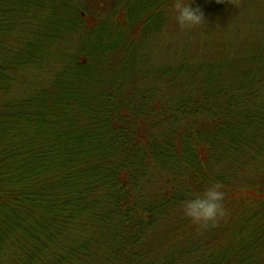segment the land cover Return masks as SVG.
<instances>
[{
	"label": "trees",
	"instance_id": "16d2710c",
	"mask_svg": "<svg viewBox=\"0 0 264 264\" xmlns=\"http://www.w3.org/2000/svg\"><path fill=\"white\" fill-rule=\"evenodd\" d=\"M193 6L0 0V264H264V0Z\"/></svg>",
	"mask_w": 264,
	"mask_h": 264
},
{
	"label": "clouds",
	"instance_id": "9594fccd",
	"mask_svg": "<svg viewBox=\"0 0 264 264\" xmlns=\"http://www.w3.org/2000/svg\"><path fill=\"white\" fill-rule=\"evenodd\" d=\"M216 3H233V0H216ZM175 22L180 28L191 30L205 25V15L193 0H173ZM225 191L220 183H212L201 193L183 202V214L197 230L218 225L228 215Z\"/></svg>",
	"mask_w": 264,
	"mask_h": 264
}]
</instances>
